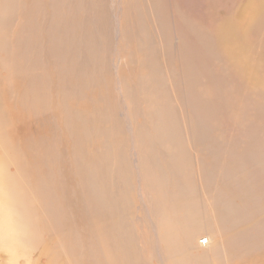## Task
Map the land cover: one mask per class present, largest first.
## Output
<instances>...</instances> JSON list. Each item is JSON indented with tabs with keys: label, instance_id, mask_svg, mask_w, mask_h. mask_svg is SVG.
<instances>
[{
	"label": "rangeland",
	"instance_id": "374dc122",
	"mask_svg": "<svg viewBox=\"0 0 264 264\" xmlns=\"http://www.w3.org/2000/svg\"><path fill=\"white\" fill-rule=\"evenodd\" d=\"M251 1L248 0L241 8L237 19L240 26L246 24L245 16ZM21 2L22 8L15 17L16 26L15 23L6 26L9 40L13 33L12 42L16 47L19 64L18 75L14 78L18 96H13L8 91L2 93L1 106L5 119L10 121L6 125V134L12 139L13 130L17 129L16 144L24 158H40L44 162L46 174H51L49 165L53 166L67 186L74 184L73 196L67 199L70 203L67 207H71L67 215L70 219L68 222L84 219L92 221L94 228H97L94 221L95 198L90 188L79 181L81 176L78 172L77 175L71 173L76 166L73 155L78 144L73 143L75 139L72 138L68 126L70 117L67 118V115L74 116L78 111V115L86 121L81 122L83 133L78 142L81 152L85 158L89 157L92 167L97 165L98 157L110 145L112 150L113 147H119V152H126L124 167L132 170L126 180L129 186L127 198L131 206L127 216L130 241L136 249L143 248L140 256L144 254L145 258H149L153 242L152 226L147 219L148 213L141 210L142 205L147 203L149 189L142 186L136 165L131 161V150L134 149L129 128L141 134L139 147L143 146L144 149L142 147L140 152L147 154L151 161L156 159L149 167L157 168L159 175L164 170H172V183L186 182L187 188L193 191L192 197L198 196L201 200L205 198L207 177L210 174L217 183L222 181L219 176L220 168L215 167V164L218 163L221 167L222 161L227 160L223 155H218L212 145L221 140L224 142L236 138L226 145L225 151L239 152L253 148L252 143H264V113L256 112L255 108L242 107V99H237L241 91L239 79L230 70H224V63H227L225 59L211 57L212 47L207 44L208 28L213 31V26L220 22L217 20L227 17L228 0ZM259 2L260 6L264 5V0ZM64 16L70 17L69 22L51 37L52 26L59 28ZM78 19L80 22L76 21ZM188 20L194 24L195 33L192 26L188 25ZM18 29L21 37L19 44L15 36ZM72 29H77L76 32L83 35L81 57L75 55V46L72 44L69 45V51L65 50L66 45H61L62 32L66 31L69 39H72L73 35L69 33ZM194 41L202 45H195ZM57 46L61 47L62 54L66 57L69 55L71 62L79 64L78 77L84 75V78L77 81L81 84L78 94L72 92L74 86L70 83L71 76L63 74L59 68L61 60L55 59L60 56L57 54ZM200 53L206 58L202 59L203 63ZM71 62L67 60L62 64L69 65ZM74 70L77 74V70ZM194 70L197 77L193 86ZM4 75L6 73L2 77ZM199 85L205 92L211 89V94L208 91L207 94H200ZM192 87L195 90L188 92ZM255 91L264 93V88L258 85ZM39 92L42 97L37 100ZM225 133L228 136L226 139L223 137ZM45 148L46 160L43 158ZM211 151L218 155L216 161L208 160ZM178 171L187 173L186 180L181 177L185 173L177 175ZM174 187L175 184L165 185L161 190L170 194L175 191ZM177 190L183 191L181 186ZM109 198L113 201L111 195ZM212 210L209 215L204 212L208 221L217 213L215 206H212ZM79 212L83 214L82 217ZM72 224L75 227L76 222ZM73 227L71 228L74 229ZM50 237L46 236L48 241L52 240ZM250 249L243 252L240 259L242 264H264V243ZM0 252L3 254L2 250ZM1 253L0 264H7ZM18 255L22 256L23 251H18ZM40 256L39 253L34 254L33 262L44 264ZM21 260L20 264H24V260ZM237 260L229 259L222 264H231L230 261L238 264ZM150 263L153 264V261Z\"/></svg>",
	"mask_w": 264,
	"mask_h": 264
},
{
	"label": "bare ground",
	"instance_id": "6f19581e",
	"mask_svg": "<svg viewBox=\"0 0 264 264\" xmlns=\"http://www.w3.org/2000/svg\"><path fill=\"white\" fill-rule=\"evenodd\" d=\"M247 1L228 0L227 17L217 20L220 22L213 26V31L212 28H208L209 31L206 30L208 32L205 34L209 38L207 44H211L212 47L211 57L225 59L227 63H224V70H230L239 79L235 78L242 85H239L241 91L237 97L242 99V107L255 108L256 112L264 113V93L255 91L258 85L264 88V5L260 6L259 0L249 2L245 16L246 24L240 26L237 19ZM21 3H23L21 0H0V250L3 254L0 253L7 260V264H20L21 259L24 260V264H37L38 262H33L36 253L41 255L44 264H152L150 261H153V264H222L229 259H239L238 264H242L240 259L243 252L264 243V143H252L253 148L239 152L225 151L226 145L236 138L224 142L221 140L212 145L214 151L227 160L222 161L221 167L218 163L214 165L219 166L222 181L217 183L210 174L204 193L206 199L201 200L198 196L192 197L193 191L187 188L185 181L184 184L180 181L172 183V170H164L159 175L157 168L149 167L156 159L151 161L147 154L140 152L143 147H139L142 141L141 134L129 128L134 149L131 150V161L136 165L142 186L151 191L147 190L149 199L147 198V203L142 205L141 210L148 213L147 219L152 226L153 242L149 258L141 254L145 258L141 259L139 253H142L143 248L140 250L131 245L128 230L127 216L131 206L127 198L129 186L126 180L132 170L124 167L126 152H119V147L117 149L113 147L112 150L110 145L98 157L97 165L92 167L89 157L85 158L78 142L83 133L80 128L81 122L84 121L83 117L78 115V111L74 116L68 114L67 118L70 117L68 126L72 138L75 139L73 143L78 144L73 155L76 166L74 165L71 173L74 175L78 172L77 174L81 176L79 181L90 188L95 198L94 221L97 228L92 227V221L84 219L74 220L75 227L73 222H68L67 215L71 207H67L70 204L67 199L73 196L74 184L67 186L53 166L49 165L51 174H46L44 162L40 158L38 160L24 158L16 144L17 129L13 130L15 138L9 139L6 134V125L10 121L7 122L3 113L2 93L8 91L16 97L19 94L14 86V78L19 70L16 47L12 42L13 33L11 40L6 36V26L11 23H15L16 26L15 17L18 15L17 11L22 8ZM69 18L64 16L59 28H56V25L52 26L51 37L54 33L57 34L60 28L63 29ZM76 21L80 22V19ZM187 23L192 26L195 33L194 24L190 20ZM77 29L69 31L73 35L72 39H69L66 31L62 32L61 45L62 47L66 45L65 50L69 51V45L72 44L75 46V55L81 57L83 35L76 32ZM15 36L19 44L21 38L19 29ZM194 42L195 45H202ZM15 45L17 46V42ZM56 49L60 56L55 59L61 60L59 68L63 74L71 76L70 83L72 87L74 86L72 92L78 94L81 84L77 81L84 78V75L78 77L79 64L75 65L69 55L66 57L62 54L61 47L57 46ZM203 57L201 54L202 63V59H206ZM67 60L71 62L69 64L71 68L62 64ZM74 69L77 70V74ZM3 73H6L5 77H2ZM195 77L197 76L194 70L193 86L196 83ZM193 88H189L188 92L195 90ZM198 88L200 94H207V91L211 94V89L205 92L200 85ZM41 97L39 92L36 98L38 100ZM38 104L37 112L40 111ZM223 137L228 138L226 133ZM216 153H210L211 159L208 157V160L216 161L218 157ZM55 156L58 158L57 151ZM43 158L47 159V148L43 151ZM180 172L185 173L178 171L176 174L179 175ZM186 174L181 175L184 180L188 176ZM170 184H175L173 188L175 191L168 194L161 190L163 186ZM179 186L182 187V192L177 190ZM110 195L113 201L110 200ZM212 206H215L217 213L208 221L206 214L209 215ZM79 214L83 216L81 212ZM80 216L76 218L80 219ZM202 234L204 236H201ZM48 235L52 240H47ZM20 250L23 251L22 256L18 255ZM230 263L232 264V261Z\"/></svg>",
	"mask_w": 264,
	"mask_h": 264
}]
</instances>
